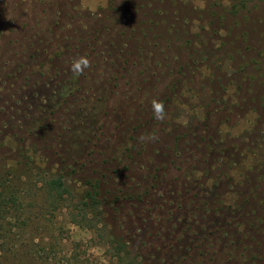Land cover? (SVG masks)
Listing matches in <instances>:
<instances>
[{
  "label": "rangeland",
  "instance_id": "1",
  "mask_svg": "<svg viewBox=\"0 0 264 264\" xmlns=\"http://www.w3.org/2000/svg\"><path fill=\"white\" fill-rule=\"evenodd\" d=\"M0 187V264H264V0H0Z\"/></svg>",
  "mask_w": 264,
  "mask_h": 264
},
{
  "label": "trees",
  "instance_id": "2",
  "mask_svg": "<svg viewBox=\"0 0 264 264\" xmlns=\"http://www.w3.org/2000/svg\"><path fill=\"white\" fill-rule=\"evenodd\" d=\"M48 193L52 198L50 212L54 215L56 214L59 205L57 204L64 196L66 190L65 181L62 177H52L48 180ZM19 191L9 189L7 187H0V218L6 213H11L16 210V212H26L27 208L22 205V201L19 200ZM94 197V195H92ZM93 199V198H92ZM13 209V210H12ZM29 212V211H27ZM4 218V217H3ZM16 220L19 221L20 218L16 216ZM28 221L25 220L24 223L27 225ZM20 226V225H19ZM4 226L0 224V229ZM132 264V263H131Z\"/></svg>",
  "mask_w": 264,
  "mask_h": 264
},
{
  "label": "clouds",
  "instance_id": "3",
  "mask_svg": "<svg viewBox=\"0 0 264 264\" xmlns=\"http://www.w3.org/2000/svg\"><path fill=\"white\" fill-rule=\"evenodd\" d=\"M90 63L91 62L88 57L80 56L72 63L71 70L74 74L80 75L85 71V69H88L90 67ZM152 107L155 117L158 120L163 121L166 115L165 105L162 102L154 99L152 101Z\"/></svg>",
  "mask_w": 264,
  "mask_h": 264
}]
</instances>
